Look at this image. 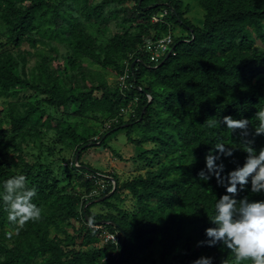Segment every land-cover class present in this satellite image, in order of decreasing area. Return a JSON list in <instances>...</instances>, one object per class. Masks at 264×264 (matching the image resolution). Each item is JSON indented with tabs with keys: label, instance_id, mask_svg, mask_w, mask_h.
Instances as JSON below:
<instances>
[{
	"label": "trees",
	"instance_id": "obj_1",
	"mask_svg": "<svg viewBox=\"0 0 264 264\" xmlns=\"http://www.w3.org/2000/svg\"><path fill=\"white\" fill-rule=\"evenodd\" d=\"M194 1L203 10L201 26L185 17L188 7L180 0H0V100L6 102L0 106V185L22 172L37 188L33 200L41 209L38 220L20 227L7 220L0 202V264H157V258L158 264H190L201 255L231 264L223 246L196 247L223 192L196 173L217 141L234 149L237 161L246 140L264 146V136H253L264 109V0ZM176 28L185 36H175ZM97 31L106 32L103 45L96 44ZM166 37L171 51L151 61ZM40 46L47 53L29 64ZM89 64L125 76L131 87L110 88ZM129 109L133 116L124 121ZM223 115L247 119L248 135L215 123ZM69 118L105 120L109 127L92 139L96 132L82 136ZM122 130L137 153L127 160L145 166L128 181L82 161L95 146L114 152L105 141ZM49 134L72 153L74 175L64 172L65 183L21 154ZM222 159L226 170L234 166L233 158ZM248 187L238 198L264 199ZM126 194L130 209L111 203L124 202ZM51 227L63 237H51ZM103 232L118 233L117 241L100 243Z\"/></svg>",
	"mask_w": 264,
	"mask_h": 264
},
{
	"label": "clouds",
	"instance_id": "obj_2",
	"mask_svg": "<svg viewBox=\"0 0 264 264\" xmlns=\"http://www.w3.org/2000/svg\"><path fill=\"white\" fill-rule=\"evenodd\" d=\"M167 51H171L170 47ZM257 116L259 123L253 136H264V109ZM215 123L232 132L242 130L245 137L248 135L247 119L223 115ZM253 142L246 140L243 143L244 156L242 161H237L233 157L234 149L217 141L205 154L204 167L196 173L198 180H214L218 187L223 188L213 204L211 226L203 229V239L196 241V247L223 246L232 254L231 264H264V199L252 200L246 195L238 198L246 186L251 193L264 196V146L254 148ZM222 157L233 158L229 162L234 166L226 170ZM36 196L37 188L28 185L22 172L0 185V202L7 212V220L20 227L40 218L41 209L33 200ZM88 223L91 225V219ZM214 260L212 255H201L190 264H214Z\"/></svg>",
	"mask_w": 264,
	"mask_h": 264
},
{
	"label": "rangeland",
	"instance_id": "obj_3",
	"mask_svg": "<svg viewBox=\"0 0 264 264\" xmlns=\"http://www.w3.org/2000/svg\"><path fill=\"white\" fill-rule=\"evenodd\" d=\"M183 4V7L187 6L188 11L187 14H185V17L195 26H201L202 22V16H203V10L201 7L198 6V4L194 0H180ZM163 13L159 14L158 17H162ZM110 29L114 32L113 26H110ZM87 30L91 33L96 30L94 26L87 25ZM99 30H102L101 27H99ZM87 31V32H88ZM99 32V34H97ZM96 35L98 38L96 39V44H102L104 41V37L106 36L105 31H97ZM175 36H185V32L182 31L179 28L175 29L174 32ZM42 50V51H40ZM40 52L35 53L31 58H29V64H35L37 61L40 60L43 53H47V50L40 46ZM89 67L93 68L94 70L100 71L105 80L107 81L110 88H117L124 89L126 86L127 88H130V85L124 84V79L121 76H118L115 74L113 70L110 68H100L96 65L89 64ZM30 92L24 91L22 94L24 96H28ZM20 94L19 98H23ZM37 97V96H36ZM30 101H35L34 98H30ZM0 106L6 107V102L3 100H0ZM45 112L49 115L56 116L57 114L51 109L47 108L45 106H42ZM123 120H127L130 113V118L133 116V111L129 109V112H123ZM76 121L79 123L78 127V133H80L82 136L87 137V135L92 134V132H96L97 135H95L92 139H99V136L104 133V131L109 127L108 121L102 120L99 123H96L89 119H68L67 121L71 122ZM138 131L133 132L132 136L136 137ZM54 134H49L42 137H37L36 140L26 145L22 150L21 154L23 158L27 160L28 163H35L41 164L45 167L51 168L58 179L62 182H66V177H64V172L66 174L74 175V172L70 171V165L69 163L72 160L71 152L64 150L62 146L59 144H56ZM106 146L113 150L114 152L109 151L105 147H92L88 150H86L83 153L82 161L86 164L91 165V167H95L98 170H101L103 173L106 174H114L116 175L120 180L128 181L135 177L137 174H143L145 166H143L142 162H137L136 160L132 161L131 159H134L135 155L137 153L135 152L134 147L129 146L126 142L125 137V131L122 130L118 132L115 136L110 137L105 141ZM153 146L151 144H146L144 146L145 149H151ZM132 149V150H130ZM134 150V151H133ZM138 150V148H137ZM128 151V152H123ZM119 156V158L117 157ZM127 158H131L130 160H127ZM70 180V179H69ZM106 184L103 182L102 187L103 188ZM124 202H116L115 200H111V203L118 206L121 210H127L130 209L133 203V200L129 195H123ZM101 200V199H97ZM98 207L94 206L93 209L96 210ZM106 211V210H104ZM58 226L64 227L68 233L71 235L73 230L70 229L68 226H65L64 224H60L58 222ZM74 229L79 227L78 225H74ZM76 226V227H75ZM50 236H57L62 238V234L59 232V230L54 229L53 227L50 228ZM103 234L101 236V241L103 240ZM156 263L158 264V258Z\"/></svg>",
	"mask_w": 264,
	"mask_h": 264
},
{
	"label": "built area",
	"instance_id": "obj_4",
	"mask_svg": "<svg viewBox=\"0 0 264 264\" xmlns=\"http://www.w3.org/2000/svg\"><path fill=\"white\" fill-rule=\"evenodd\" d=\"M168 44H169V37H166L162 40H160L155 46H154V54H152L151 56V61H156L157 60V57L159 55H162L163 53H165L169 47H168ZM89 221V220H88ZM100 225H105V224H112V222H106V221H100L99 223ZM97 228V226L95 227V229ZM101 228V226H100ZM120 235H123L122 233H120ZM117 236H118V233H115V234H110L108 232H103V240L102 242H116L117 241ZM120 252H122V248L120 250ZM122 258L120 257V260Z\"/></svg>",
	"mask_w": 264,
	"mask_h": 264
}]
</instances>
